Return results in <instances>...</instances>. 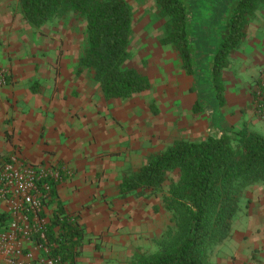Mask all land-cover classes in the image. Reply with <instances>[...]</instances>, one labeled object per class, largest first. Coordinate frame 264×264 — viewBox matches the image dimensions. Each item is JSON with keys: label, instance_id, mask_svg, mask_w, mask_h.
<instances>
[{"label": "trees", "instance_id": "obj_1", "mask_svg": "<svg viewBox=\"0 0 264 264\" xmlns=\"http://www.w3.org/2000/svg\"><path fill=\"white\" fill-rule=\"evenodd\" d=\"M152 1L164 25L160 43L176 52L184 72L191 75L198 70L193 82L206 89L207 99L197 92L191 112L219 108L224 102L222 70L240 47L262 0L228 1L220 21L215 25L214 19L209 21L206 39L194 44L189 1ZM16 2L23 20L33 27L65 15L82 20L85 44L77 70L82 67L91 72L104 99L127 98L149 87L147 76L127 63L132 11L126 0ZM198 59L203 67L192 69V61L197 64ZM261 183L264 136L245 129L230 135L224 129L211 128L202 139H175L152 153L123 176L119 192L132 197L154 194L170 214L171 225L159 241V249L138 254L134 264H210L211 251L230 234L231 219L244 190ZM44 233L50 254L58 256L61 264H77L86 239L76 216L64 213L56 204Z\"/></svg>", "mask_w": 264, "mask_h": 264}, {"label": "crops", "instance_id": "obj_2", "mask_svg": "<svg viewBox=\"0 0 264 264\" xmlns=\"http://www.w3.org/2000/svg\"><path fill=\"white\" fill-rule=\"evenodd\" d=\"M16 1L0 0V68L7 77L0 85V159L16 156L70 172L53 185L46 204L53 209L59 204L64 213L76 216L84 227L87 260L97 248L89 236L102 240L105 248L127 239V197L119 192L127 173V98L104 99L91 72L77 70L82 48L71 28L62 23L33 27L21 17ZM204 33L191 37L193 44L206 39ZM228 67L234 70L224 72ZM263 71L264 9L256 8L241 50L222 70L224 102L219 109L244 106L249 112L251 105L257 134L264 120L254 110L251 90ZM257 203L261 215L264 198ZM262 237L257 235L255 242H263Z\"/></svg>", "mask_w": 264, "mask_h": 264}, {"label": "rangeland", "instance_id": "obj_3", "mask_svg": "<svg viewBox=\"0 0 264 264\" xmlns=\"http://www.w3.org/2000/svg\"><path fill=\"white\" fill-rule=\"evenodd\" d=\"M132 11L131 30L129 36L128 64L137 67L144 73L149 87L127 97V168L135 169L152 153L163 150L175 139L198 140L204 138L210 125L216 124L233 135L238 129L256 132L252 122L253 109L249 105L238 111L221 110V108H205L194 114L191 105L196 93L206 100L208 95L204 85L193 82L199 75L198 70L187 74L180 66L176 52L169 46L160 43L163 32V20L156 16L152 0H126ZM190 5L191 37H200L202 31L209 29V21H220L223 9L230 0H188ZM264 9V0L257 4V9ZM66 24L77 36V48L84 47V23L72 15L52 19L46 24L54 28L57 24ZM213 25V24H211ZM217 26V25H216ZM216 26H212L216 27ZM199 39L198 42H202ZM74 45V44H73ZM205 44L202 45L204 48ZM242 43L238 47L241 50ZM192 61L193 68L203 66ZM233 66L236 65L234 61ZM231 64V66H232ZM199 67V68H198ZM1 69V68H0ZM231 67L225 69L229 72ZM4 77H7L4 74ZM5 82V83H6ZM194 83V84H193ZM248 103V102H247ZM256 118V117H255ZM254 119V118H253ZM264 120L263 118H260ZM258 133L264 136V126ZM127 174V173H126ZM127 197V239L126 243L105 248V243L97 238L88 237L96 254L86 252L80 254L84 260H76L77 264H134L138 254H149L160 247L167 228L171 225L170 214L164 211L154 194ZM264 198V183L247 187L238 202V208L231 219L230 234L216 245L210 254V264H264V241L255 242L257 235H264V213L259 214L257 201ZM118 199L117 197L115 198ZM115 200V202H116ZM111 198L108 205L111 203ZM44 202L45 216L49 218L53 208ZM113 203V202H112ZM122 210V209H121ZM10 218L7 211L0 208V225ZM255 236V238H253ZM263 238V237H262ZM251 241L248 245L247 240ZM117 247V248H116ZM100 251V253H99ZM98 253V254H97ZM32 264H38L32 261Z\"/></svg>", "mask_w": 264, "mask_h": 264}, {"label": "built area", "instance_id": "obj_4", "mask_svg": "<svg viewBox=\"0 0 264 264\" xmlns=\"http://www.w3.org/2000/svg\"><path fill=\"white\" fill-rule=\"evenodd\" d=\"M4 74L0 69V85L5 84ZM251 98L256 114L264 119V71L253 84ZM69 175L65 168L27 163L16 156L0 163V207L10 215L0 226V264H61L46 242L44 202L52 186Z\"/></svg>", "mask_w": 264, "mask_h": 264}]
</instances>
